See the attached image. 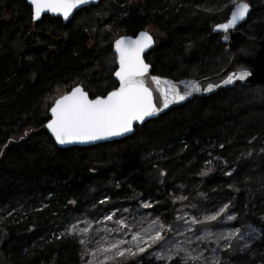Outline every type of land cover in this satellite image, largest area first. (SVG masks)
Listing matches in <instances>:
<instances>
[{
    "label": "trees",
    "instance_id": "16d2710c",
    "mask_svg": "<svg viewBox=\"0 0 264 264\" xmlns=\"http://www.w3.org/2000/svg\"><path fill=\"white\" fill-rule=\"evenodd\" d=\"M239 1L100 0L64 23L34 22L25 1L0 0L3 264H80L81 244L66 224L138 200L149 201L165 225L181 206L210 215L227 205L236 225L254 226L260 238L244 252L224 253L225 264H264V86L238 84L194 99L125 139L90 147L58 148L45 127L50 108L72 88L95 98L118 87L113 45L123 36L157 33L149 32L155 47L145 57L153 75L219 74L231 55L213 29ZM246 2L251 12L240 30L260 39L264 0Z\"/></svg>",
    "mask_w": 264,
    "mask_h": 264
},
{
    "label": "snow or ice",
    "instance_id": "6c2138e0",
    "mask_svg": "<svg viewBox=\"0 0 264 264\" xmlns=\"http://www.w3.org/2000/svg\"><path fill=\"white\" fill-rule=\"evenodd\" d=\"M34 6V18L39 19L44 12H51L62 15L67 20L73 9L90 3V0H30ZM250 10V5L246 0L236 5V9L231 12V17L226 23L217 25V29L227 33L230 29H235L238 22L243 21ZM228 39L227 36L224 37ZM153 43L152 37L147 32H141L137 39L121 38L115 41L116 52L119 53V70L115 72V77L119 81V87L110 91L106 96H96L90 99L88 92L81 86H76L70 92L60 96L54 106L51 108V120L47 123L48 130L52 133L55 141L60 145L72 143H88L112 137H119L133 131L134 123H143L146 118L158 115L161 111L168 108L171 104H178L191 97L194 93L211 92L214 85L208 83L202 88L199 83H184L183 89L168 80H161L159 77L151 76L148 80L145 77L148 74L149 65L144 62L141 54ZM236 52L243 57L245 54L238 47ZM251 75L247 69L239 72L233 71L224 81L225 84L232 83L234 80L245 81ZM155 85V89L151 85ZM153 91L159 95L154 101ZM158 104L160 106H158ZM231 173H229L230 175ZM184 199V197H179ZM105 201H100L104 203ZM142 207L150 208V203H143ZM227 205L221 208L216 214L206 216L203 222L216 221L222 215ZM126 211V210H125ZM184 219V217H179ZM227 221H233L234 216L228 214ZM113 215L105 217V221H112ZM187 223V221H185ZM118 225L116 229L104 228L107 235L118 232L120 229H126L129 226L124 219H117L114 222ZM202 221L193 219L189 224L188 231H192L191 224H199ZM152 229L154 235L148 240H143L140 233H133L131 242L121 240L112 242L109 248H97V251H114L115 255L124 257L125 254L135 256L137 253H143L153 243L164 239V225L154 222ZM251 231H256L254 226H250ZM171 231V229H168ZM90 231L89 228L79 230L75 224L66 229L67 234L85 236ZM238 230L230 232L224 239H232ZM183 234V233H181ZM211 230H205L203 235L196 234L193 238H186L185 241L176 243L171 240H165L159 250L155 251L156 259L165 261L166 264L171 261L173 256H180V264H192L200 261V264H219V257L216 255V249H212L213 257L208 258L203 255V251L198 250V254L193 255L192 251L181 247L183 243H193L195 240L200 242L207 241L211 235ZM107 235L103 238L107 239ZM79 243L85 244V239H80ZM99 244L100 242L97 241ZM132 246L121 250V244ZM133 247L135 251H133ZM217 247L219 245L217 244ZM230 247V245H228ZM167 253V255H165ZM90 254L95 256V252ZM86 264H92L87 261ZM106 264V261L103 262Z\"/></svg>",
    "mask_w": 264,
    "mask_h": 264
},
{
    "label": "rangeland",
    "instance_id": "374dc122",
    "mask_svg": "<svg viewBox=\"0 0 264 264\" xmlns=\"http://www.w3.org/2000/svg\"><path fill=\"white\" fill-rule=\"evenodd\" d=\"M149 32L157 35L153 29H149ZM3 151V148L0 149V153ZM1 156V155H0ZM179 200V198L177 197ZM176 200V199H174ZM176 200V201H178ZM143 203H150L149 201L138 200L136 205H121L116 208H112L98 219H92L88 217H83L81 219H76L74 221L66 224L67 228L71 225L75 224L79 230H83L84 228H89L90 231L85 236H77L78 240L85 239L86 243L81 244V262L80 264H86L87 261H92V264H103L106 261V264H123L129 261H135L140 264L141 260L148 259L153 260L155 262L166 263L165 261L156 259L155 251L161 248V245L165 243V240H171L176 243L181 241H185L186 238H193L196 234L203 235L205 230H211V237L205 241L200 242L195 240L193 243H183L181 247L192 251L193 255L198 254L199 251H203V255L208 258L213 257L212 249H216V255L219 257V264H225L228 262V259L225 257L224 253L231 252L233 250L238 249L241 252L249 249L259 238V231L253 233L250 229L252 225L245 226H237L235 223V215L226 209V211L220 215L216 221L212 222H203L206 216L214 215V214H203L202 212H198L194 214V209L187 207H179L174 221L170 225H165L158 218L153 216L150 213V208L142 207ZM223 208V207H221ZM220 208V209H221ZM219 209V210H220ZM126 210V211H125ZM218 210V211H219ZM217 211V212H218ZM216 212V213H217ZM215 213V214H216ZM109 214L113 215L112 221H105V217ZM228 214L234 216L233 221H227L226 217ZM179 217H184V219H179ZM117 219H124L125 223L129 226L126 229H120L118 232H113L111 235H107L104 232V228L107 227L109 229H116L118 225L114 222ZM195 219L198 221H202L199 224H191L192 231H188L189 224L191 221ZM187 221V223L185 222ZM154 222L160 223L164 225L163 237L164 239L152 244L151 247H148L147 250L143 253H137L135 256L125 254L124 257H119L115 255L114 251L103 252L97 251V248H109L112 242H119L121 240H126L131 242L133 233H140L143 240H148L150 236L154 235V231L152 229L155 227ZM168 229H171L169 231ZM237 231L232 239H224L223 237H227L230 232ZM183 233V234H181ZM107 235V239L103 238ZM97 241L100 243L98 244ZM3 242V234L0 231V248ZM217 244L219 247H217ZM230 245V247H228ZM132 246L129 244H121V250L126 249L127 247ZM133 251L135 248L133 247ZM86 252L91 253L95 252L96 255L92 256L90 254H85ZM167 255V253H165ZM184 252H181L179 256H173L171 260L178 259L180 261V256H183ZM1 256V253H0ZM0 257V264H3V261ZM189 264H192L189 261ZM195 264H200V261L195 262Z\"/></svg>",
    "mask_w": 264,
    "mask_h": 264
},
{
    "label": "water",
    "instance_id": "95a60500",
    "mask_svg": "<svg viewBox=\"0 0 264 264\" xmlns=\"http://www.w3.org/2000/svg\"><path fill=\"white\" fill-rule=\"evenodd\" d=\"M23 1H25L32 8V18H33L34 22L40 21L44 16H49L51 18H60L64 23H67L74 16V14L76 12H78L79 10H81L83 8H86V7H89L91 5H94V6L98 5L99 2H100V0H90V3H88L86 5H81L80 7L76 8V9H73V11L70 14L69 18L67 20H65L62 15H59V14H56V13H51V12H44V13L41 14V17L39 19H35L34 18V6L30 3V0H23ZM240 2H242V1H239V2L234 4L231 12L236 9V5L238 3H240ZM231 12H230V15H229L227 21L231 17ZM250 12H251V6H250V10H249L246 18L243 21L238 22L236 28L235 29H230L229 32H227V33L223 32V30L217 29V25L214 27L213 32L215 34L221 35L222 43L225 45L226 52L230 53L231 59H230V62L228 64V66L222 72H220L217 75H214V76H211V77H208V78H204V79H201V80L183 79V80H180V81H175V80H172V79H169V78H164V77L153 75L152 74V68L146 62V59H145V57L155 47L154 39H153L152 35L148 31H146V30L140 31L136 36H123V37L118 38V39H121V38L137 39L141 32H147L152 37V40H153L152 45L150 47L146 48L143 51V53L141 54L142 59L144 60V62L149 65L148 74L145 77L146 80H148V78L151 77V76H156V77H159L162 81L163 80H168V81L173 82L175 85L179 86L181 89H183L184 83H191V82L199 83L202 86V88L204 86H206L208 83H212L214 85H219L218 87H214L211 92H203L202 91L200 93H194L191 97H189L188 99H186L183 102H180L178 104H171L168 108H166L163 111H161L158 115L146 118L143 123H134L133 131L131 133H127V134L119 136V137H112L110 139H104V140L88 142V143H72V144L60 145V144H58L55 141L54 136L48 130V128L46 126L47 124H46L45 127H46V130H47L49 136L52 138V140L54 141L55 145L58 148H61V149H66V148H71V147H90V146L103 144V143H111V142H114V141H119V140L125 139V138L133 135V133L135 131V128L137 126H141V125L145 124L149 120L157 119L158 117H160L164 113L168 112L172 108L184 105V104H186L188 102H191L194 99L208 98V97H210L212 95L217 94L220 91H224L226 89L234 88L238 84L244 85V86H252V85H262V86H264V35L260 39L252 38V37H249L248 35H246L245 33H243L240 30V27L247 22ZM226 22H224V23H226ZM225 36L228 37L227 40L224 39ZM238 47L240 48V51H242L245 54L243 57H241L236 52V49ZM113 53H114L115 58H116V71H117V70H119V53L116 52L115 43L113 45ZM245 69H247L251 73V75L245 81L234 80L232 83H228V84L224 83V81L227 79L228 75H230L233 71L239 72V71L245 70ZM115 72H114L113 78H114V80L116 81V83H117V85L119 87V81L115 77ZM151 87H153V89H155L156 86L153 84V85H151ZM158 95L159 94L156 91H153L154 101L156 100ZM89 98L92 99L90 96H89ZM54 104H53V106H54ZM158 106H160V105L158 104ZM51 108L49 110V121L52 118V116H51Z\"/></svg>",
    "mask_w": 264,
    "mask_h": 264
}]
</instances>
